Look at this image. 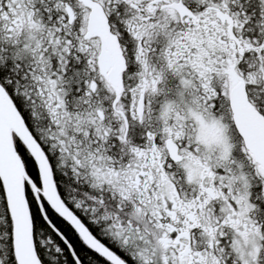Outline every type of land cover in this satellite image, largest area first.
<instances>
[{"label":"snow or ice","instance_id":"1","mask_svg":"<svg viewBox=\"0 0 264 264\" xmlns=\"http://www.w3.org/2000/svg\"><path fill=\"white\" fill-rule=\"evenodd\" d=\"M0 264H264V0H0Z\"/></svg>","mask_w":264,"mask_h":264}]
</instances>
